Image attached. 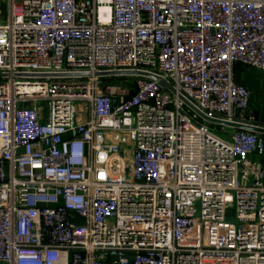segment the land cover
Wrapping results in <instances>:
<instances>
[{"label": "built area", "instance_id": "obj_1", "mask_svg": "<svg viewBox=\"0 0 264 264\" xmlns=\"http://www.w3.org/2000/svg\"><path fill=\"white\" fill-rule=\"evenodd\" d=\"M7 1L0 264H264V0Z\"/></svg>", "mask_w": 264, "mask_h": 264}, {"label": "rangeland", "instance_id": "obj_2", "mask_svg": "<svg viewBox=\"0 0 264 264\" xmlns=\"http://www.w3.org/2000/svg\"><path fill=\"white\" fill-rule=\"evenodd\" d=\"M8 17V1L7 0H0V23H5ZM236 74L238 76V80L244 84H246L251 91L254 93V98L251 104L252 110L257 111L259 107L263 106V92H264V73L259 72L252 68L247 67H237L236 68ZM66 83L72 82V81H64ZM106 82L109 84H123L127 88L131 89L133 87V78L127 77V76H111L106 77ZM77 105V104H76ZM78 106V105H77ZM262 112H264L263 109H261ZM194 121V120H193ZM195 123H202L205 122V124L208 125L209 129L220 135L221 137L225 138L227 136V132H231L233 129L231 128H223L221 125L209 123L207 121H204L202 118H200L197 121H194ZM264 137V136H263ZM264 160V157L263 159ZM228 219L229 221L235 223L238 225L237 220L234 217V212L229 211L228 212Z\"/></svg>", "mask_w": 264, "mask_h": 264}, {"label": "water", "instance_id": "obj_3", "mask_svg": "<svg viewBox=\"0 0 264 264\" xmlns=\"http://www.w3.org/2000/svg\"><path fill=\"white\" fill-rule=\"evenodd\" d=\"M130 75H142V76H146L148 78L157 80L162 87H167V84H166V82L164 80H162L160 77H158L156 75H153V74H150V73H141V72H113V73H103V74H100V76H104V77H111V76H130ZM187 105L194 112H196L203 120H205V121H207L209 123L221 125L223 127H228V128L234 129V130L249 131V132L257 133V134H260V135L264 136V128H261V127L255 126V125H250V124L232 123V122H227V121H222V120L211 119V118L206 117L204 114L200 113L192 105H190L188 103H187Z\"/></svg>", "mask_w": 264, "mask_h": 264}, {"label": "trees", "instance_id": "obj_4", "mask_svg": "<svg viewBox=\"0 0 264 264\" xmlns=\"http://www.w3.org/2000/svg\"><path fill=\"white\" fill-rule=\"evenodd\" d=\"M239 68V67H238Z\"/></svg>", "mask_w": 264, "mask_h": 264}]
</instances>
